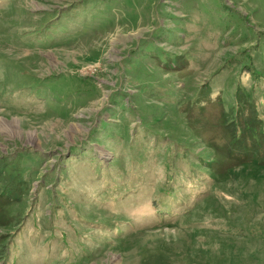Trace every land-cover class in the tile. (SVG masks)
Segmentation results:
<instances>
[{
  "label": "rangeland",
  "instance_id": "obj_1",
  "mask_svg": "<svg viewBox=\"0 0 264 264\" xmlns=\"http://www.w3.org/2000/svg\"><path fill=\"white\" fill-rule=\"evenodd\" d=\"M0 264H264V0H0Z\"/></svg>",
  "mask_w": 264,
  "mask_h": 264
}]
</instances>
